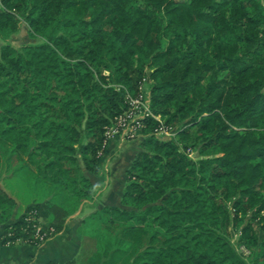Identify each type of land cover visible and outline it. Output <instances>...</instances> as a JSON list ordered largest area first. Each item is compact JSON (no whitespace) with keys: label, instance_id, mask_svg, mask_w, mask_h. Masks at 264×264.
<instances>
[{"label":"trees","instance_id":"16d2710c","mask_svg":"<svg viewBox=\"0 0 264 264\" xmlns=\"http://www.w3.org/2000/svg\"><path fill=\"white\" fill-rule=\"evenodd\" d=\"M22 20L39 41L16 47ZM0 38V178L22 174L59 232L150 83L161 120L120 205L84 219L86 264H264V0H2ZM16 206L0 184L1 237L32 229Z\"/></svg>","mask_w":264,"mask_h":264},{"label":"crops","instance_id":"0c3cea01","mask_svg":"<svg viewBox=\"0 0 264 264\" xmlns=\"http://www.w3.org/2000/svg\"><path fill=\"white\" fill-rule=\"evenodd\" d=\"M123 138L115 137L110 140L105 153L107 154L117 142L123 141ZM102 160L100 174L92 177L96 189L93 201H84L76 218L69 219L72 214L69 215L63 230L56 236L38 246L28 244L7 246L1 237L4 226L0 225V264H86L85 259L90 257L91 252L87 253L84 250V219L105 206L120 205L127 183L125 168L119 170L118 164H114L115 167L112 165V168L117 174L113 171L105 172L103 163L110 159L106 155ZM2 185L17 201L9 223L19 220L30 206L39 202L31 193L25 191L23 185L19 186L13 180L5 179Z\"/></svg>","mask_w":264,"mask_h":264},{"label":"built area","instance_id":"2783aa9c","mask_svg":"<svg viewBox=\"0 0 264 264\" xmlns=\"http://www.w3.org/2000/svg\"><path fill=\"white\" fill-rule=\"evenodd\" d=\"M2 0H0L1 5ZM144 90V88H143ZM144 92V91H143ZM133 98L128 96L129 108L122 114L118 115L113 123L107 127L105 132L104 147L106 148L108 142L115 137H124L128 139H136L143 135L144 120L147 117H154L158 120L160 116H156L149 105V99L146 98L144 93ZM173 128L166 127L164 124L158 129V135L167 134L171 135ZM176 133L174 132V137ZM173 137V138H174ZM27 226H32L31 231L28 227L23 228L20 232H9L2 237L5 245L12 246L17 244L28 245H41L50 238L56 236L60 232L49 224L44 218L37 216L36 211L27 210L24 215Z\"/></svg>","mask_w":264,"mask_h":264},{"label":"rangeland","instance_id":"374dc122","mask_svg":"<svg viewBox=\"0 0 264 264\" xmlns=\"http://www.w3.org/2000/svg\"><path fill=\"white\" fill-rule=\"evenodd\" d=\"M38 41H39V38H37L36 36H33V34L30 31L29 26L23 20L20 23V29L18 30V32L13 34L9 39V42L16 47H19V46L27 44V43H36ZM4 43H6V41L4 39L0 38V44H4ZM149 88H150V83H149V81H147L146 84L144 85V90H143L144 91L143 93L147 99L149 96ZM174 132L177 134L176 128H173V130H172L173 134H171V135L160 134L158 136L162 139H170V138L174 137ZM142 138H143L142 136H140L136 139L123 138L124 139L123 141L117 142L114 146H112V149H109L108 153L106 154L105 153L106 149L109 147L108 145L110 143V142H108V144L105 148V151L100 153V155H101L100 165H102V162H103L102 159H105L106 155L110 159L106 163H103V164H105V166H104L105 170L104 171L111 173L113 171L112 165L118 164L117 167L119 168V170L120 169H123V170L126 169L125 173H126L127 180H128V174H127L128 167L130 166L132 160L134 159V156L142 150V147L140 145ZM84 144H85V141H84ZM188 152L192 158H194V159L199 158L198 152L196 150H188ZM114 167H115V165H114ZM113 172L117 174V172H115V171H113ZM5 179L13 180V182L15 181V183L17 185L19 184V186L23 185V188L25 189V191L31 193L33 198H37L34 195L33 191L29 188V186H28V184H27V182L24 179L22 174H16L14 176H9V175L8 176L7 175L2 176L0 178V184L1 185L4 183ZM239 251L247 257L250 255V252L244 247H239ZM90 257H96V256L93 255V253L91 252ZM92 264H96V263L92 262Z\"/></svg>","mask_w":264,"mask_h":264},{"label":"water","instance_id":"95a60500","mask_svg":"<svg viewBox=\"0 0 264 264\" xmlns=\"http://www.w3.org/2000/svg\"><path fill=\"white\" fill-rule=\"evenodd\" d=\"M82 206H83V204L80 205V207L69 217V219L76 218L79 215V213L81 212Z\"/></svg>","mask_w":264,"mask_h":264}]
</instances>
